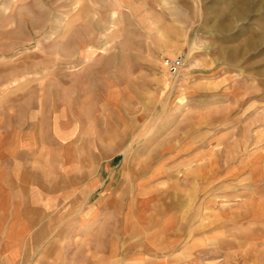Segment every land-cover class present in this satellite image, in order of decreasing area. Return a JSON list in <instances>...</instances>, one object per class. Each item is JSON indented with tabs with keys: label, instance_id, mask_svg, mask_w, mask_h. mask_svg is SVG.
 <instances>
[{
	"label": "rangeland",
	"instance_id": "rangeland-1",
	"mask_svg": "<svg viewBox=\"0 0 264 264\" xmlns=\"http://www.w3.org/2000/svg\"><path fill=\"white\" fill-rule=\"evenodd\" d=\"M0 135V257L264 264V0H0Z\"/></svg>",
	"mask_w": 264,
	"mask_h": 264
},
{
	"label": "crops",
	"instance_id": "crops-1",
	"mask_svg": "<svg viewBox=\"0 0 264 264\" xmlns=\"http://www.w3.org/2000/svg\"><path fill=\"white\" fill-rule=\"evenodd\" d=\"M56 111H60L61 110H57ZM2 136V135H0ZM2 140H0V171H2V173L4 174V163H1V159L4 156V152H3V147L4 145L1 144ZM14 143V147L17 149V151H21L22 148L27 149V145H28V138H24L23 141L18 140L16 143L15 141H13ZM11 170H13L11 168ZM12 175L14 176V173L12 172ZM4 181V180H3ZM2 181V182H3ZM0 182V183H2ZM1 185V184H0ZM2 192L4 193L5 190L3 189ZM42 209V208H41ZM78 229L82 230L84 229V226H77ZM30 230H27L29 232H37L40 231V229H42V226H36V225H32L30 226V228H28ZM11 232H13L11 235L13 238H18V235L15 236V233H21L24 232V229L19 228L16 224L12 226V229L10 230ZM77 238V236H76ZM157 238L156 234H152V236H148L147 238H145L146 243L144 244H140L137 247H133L132 249L130 248V254L132 252L131 255H128L126 257H119V256H109L107 257V261L105 262V259L102 260L101 256H100V247H96V249H92L91 252H86L85 248H84V242L81 241V235H78L77 238V252H76V256H66L65 258H60V257H53L51 259H42L40 257H38L36 259V262L32 261V259L30 260H26L24 257L21 256H17L15 255V250L13 251V256L9 255V256H3L0 257V264H169L168 262L166 263L165 258L162 255V250H160L159 246H154L149 240L151 239H155ZM95 239V236H94ZM10 241L8 240V243ZM154 242V241H153ZM16 244L17 242L15 241H11V246L13 245L14 249L16 248ZM80 245V246H79ZM151 246V247H150ZM181 244H179L178 247H176L174 249V253L172 255V261L170 264H186L188 262H190L189 264H191V258H189L188 262H181ZM193 248H196V246H187L185 247V249L189 250L190 252H195V250ZM248 248H246L245 250L247 251ZM127 250V249H126ZM156 250V251H155ZM255 249H253V251L249 254L247 253V260H251L253 262H255V257L257 258V256H253V254H258L260 256H264V253H261V250H257V252H254ZM149 254H152L149 256ZM162 255V256H161Z\"/></svg>",
	"mask_w": 264,
	"mask_h": 264
}]
</instances>
